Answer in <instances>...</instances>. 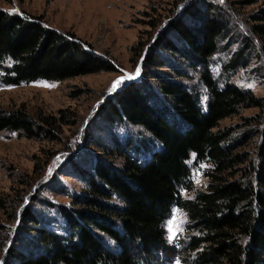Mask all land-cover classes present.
<instances>
[{
  "label": "trees",
  "instance_id": "16d2710c",
  "mask_svg": "<svg viewBox=\"0 0 264 264\" xmlns=\"http://www.w3.org/2000/svg\"><path fill=\"white\" fill-rule=\"evenodd\" d=\"M201 12L197 11L200 23L195 26L183 21L173 25L183 47L172 39H157L144 55L143 80L117 93L116 100L111 98L105 107L106 120L141 126L161 150L155 149L144 165L125 153L120 169L100 162L86 179V195L77 199L73 208H61L69 228L67 236L39 228L41 221L32 210L25 209L20 218L24 230L36 236L29 253L12 251L15 261L155 264L177 259L184 264H264V130H248L233 138L230 129H220L221 121L240 108L263 112L264 99L232 84L222 86L209 74L208 66L219 52L228 27L208 12ZM254 20L263 23L264 13ZM252 30L264 40V24ZM86 45L74 34L60 33L39 20L33 22L0 8V74L7 85L38 80L60 82L116 70ZM245 53L243 49L235 54L225 66L226 71L247 67ZM166 54L175 61L179 55L189 68L206 69V113L196 90H187L171 75L154 74L157 89L168 106L159 110L149 104L151 90L143 93L145 80L164 66ZM170 113L180 119L179 123L167 120ZM260 122L264 124V118ZM64 123V118L33 117L23 109L6 112L0 108V132H19L28 139L44 135L53 140V133ZM255 136L260 142L253 146L254 156L242 149ZM192 156L197 164L210 165V183L207 190L185 199L184 191H194L189 166ZM176 207L188 216L187 237L171 245L165 223Z\"/></svg>",
  "mask_w": 264,
  "mask_h": 264
},
{
  "label": "rangeland",
  "instance_id": "374dc122",
  "mask_svg": "<svg viewBox=\"0 0 264 264\" xmlns=\"http://www.w3.org/2000/svg\"><path fill=\"white\" fill-rule=\"evenodd\" d=\"M0 8L33 22L39 20L60 33L76 35L88 44L86 48L116 68L113 72L60 82L38 80L19 86L5 84L0 74L2 110L23 109L33 117L65 120L53 133V140L44 135L28 139L19 132H0V264H20L13 259L12 251L27 254L32 249L29 245L36 235L25 232L20 219L25 209L32 210L41 221L39 228L67 236L69 228L61 216V208H73L76 200L86 195V179L95 173L100 162L120 169L125 153L144 165L152 159L155 149L161 150L141 126L106 120L105 107L111 98L116 100L117 93L143 80L144 67L140 69V63L157 39H172L178 46L184 45L174 34L175 23L199 24L198 10L224 21L228 30L221 38L219 52L211 59L209 74L222 86L232 84L264 99V40L252 30L253 26L264 24L254 20L264 13V0H0ZM243 49L249 60L247 67L227 72L225 66ZM163 57L164 66L157 72L152 70V76L145 80L148 88L143 93L151 90L149 104L159 110L168 106L157 89L154 74L171 75L187 90H196L206 113L209 102L203 81L206 69L189 68L179 55L178 61L168 54ZM166 117L169 122L180 121L174 113ZM263 118L264 111L258 108H240L221 121L220 129H230L232 137L238 138L248 130H264L260 122ZM259 142L260 137L255 136L242 150L255 156L253 146ZM189 166L194 191H184L185 199L207 190L210 183L207 177L210 165L197 164L192 156ZM187 224V214L173 208L165 223L169 244L175 245L187 237ZM155 264L184 263L172 259Z\"/></svg>",
  "mask_w": 264,
  "mask_h": 264
},
{
  "label": "water",
  "instance_id": "95a60500",
  "mask_svg": "<svg viewBox=\"0 0 264 264\" xmlns=\"http://www.w3.org/2000/svg\"><path fill=\"white\" fill-rule=\"evenodd\" d=\"M143 68V63H140V69H142ZM129 84H127V85H125L124 87H123V89L126 87V86H128Z\"/></svg>",
  "mask_w": 264,
  "mask_h": 264
}]
</instances>
